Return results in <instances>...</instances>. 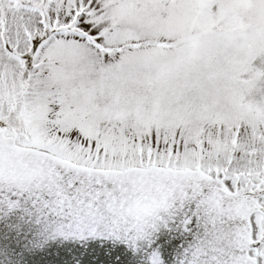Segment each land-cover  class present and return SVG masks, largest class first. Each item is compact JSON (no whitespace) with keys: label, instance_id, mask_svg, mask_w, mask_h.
<instances>
[{"label":"snow or ice","instance_id":"1","mask_svg":"<svg viewBox=\"0 0 264 264\" xmlns=\"http://www.w3.org/2000/svg\"><path fill=\"white\" fill-rule=\"evenodd\" d=\"M0 264H264V0H0Z\"/></svg>","mask_w":264,"mask_h":264}]
</instances>
